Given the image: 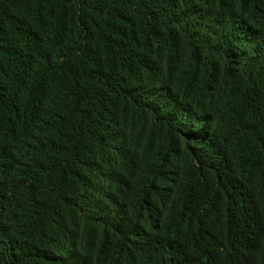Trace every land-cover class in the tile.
<instances>
[{
    "label": "trees",
    "instance_id": "obj_1",
    "mask_svg": "<svg viewBox=\"0 0 264 264\" xmlns=\"http://www.w3.org/2000/svg\"><path fill=\"white\" fill-rule=\"evenodd\" d=\"M0 264H264V0H0Z\"/></svg>",
    "mask_w": 264,
    "mask_h": 264
}]
</instances>
